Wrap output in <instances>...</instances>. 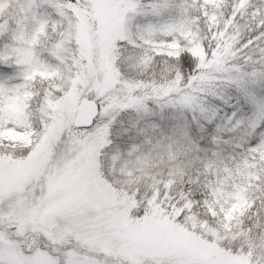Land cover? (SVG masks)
Wrapping results in <instances>:
<instances>
[{
    "label": "snow or ice",
    "instance_id": "obj_1",
    "mask_svg": "<svg viewBox=\"0 0 264 264\" xmlns=\"http://www.w3.org/2000/svg\"><path fill=\"white\" fill-rule=\"evenodd\" d=\"M0 264H264V0H0Z\"/></svg>",
    "mask_w": 264,
    "mask_h": 264
}]
</instances>
